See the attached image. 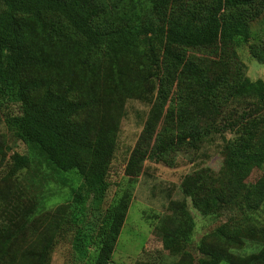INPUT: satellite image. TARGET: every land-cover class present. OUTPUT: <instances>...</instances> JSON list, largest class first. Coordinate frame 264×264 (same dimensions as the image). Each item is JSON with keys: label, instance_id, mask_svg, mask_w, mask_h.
Here are the masks:
<instances>
[{"label": "trees", "instance_id": "1", "mask_svg": "<svg viewBox=\"0 0 264 264\" xmlns=\"http://www.w3.org/2000/svg\"><path fill=\"white\" fill-rule=\"evenodd\" d=\"M0 3V119L26 146L25 153L10 156L4 183L6 189L25 186L26 172L21 181L18 178L24 170L37 181L27 205L25 198V206L0 211V264H17L21 256L26 264H49L60 235L67 236L83 264H112L144 160L163 158L173 146L187 143L198 150L215 134L223 135L221 166L218 171L201 167L185 177L180 186L182 201L170 204L173 215L160 222L165 248L179 256L191 244L195 219L187 198L192 208L213 217L238 210L249 217L264 204V79L248 77L237 52L225 48L249 43L252 55L264 63V0ZM254 22L261 26L253 29ZM188 49H202L213 58L221 56V61L187 60ZM136 54L155 68L157 103L166 97L169 85L185 88L197 79L207 88L209 111L204 116L201 112L185 115L180 108L160 123L159 109L154 107L124 176L108 199L118 121L103 109L101 117L95 118L90 109L109 101L120 112L127 94L112 87L111 77L121 69L120 61ZM64 67L68 74L77 71L88 83L103 81L111 90L104 99L75 94L72 83L53 81V72ZM230 73H234L232 82ZM229 101L239 106L230 131L217 125L221 106ZM10 105L17 110L2 113V107ZM256 167L262 175L247 181ZM38 171L41 176L35 179ZM54 182L69 186L70 194L65 204L52 207L48 205L55 195ZM237 223L227 221L201 238L198 264L229 259L230 250L244 242L243 235L232 230ZM26 232L35 233L37 240L23 250L20 243ZM258 262L264 264V255L249 257L244 264Z\"/></svg>", "mask_w": 264, "mask_h": 264}, {"label": "rangeland", "instance_id": "2", "mask_svg": "<svg viewBox=\"0 0 264 264\" xmlns=\"http://www.w3.org/2000/svg\"><path fill=\"white\" fill-rule=\"evenodd\" d=\"M2 6L0 3V8ZM252 26L253 29H258L261 23L254 22ZM225 48L232 53L237 52L245 65L244 70L248 77L252 80L264 79V63L252 55L249 43L242 41L238 48L233 49L231 45H226ZM185 54L187 55L185 59L194 60L197 63L200 60L221 61V56L213 58L209 52L202 49H188ZM120 66L121 69L111 77L112 87H116L117 90L121 89L127 94L120 112H115L109 101L103 103L102 108L95 103L90 109L95 118L96 116L101 117L104 110L118 121L116 152L110 170L112 186L109 189L108 199L112 198L114 194L116 181L124 176L128 159L154 107L159 109L160 123L170 111L180 108L185 115L201 112L204 116L208 115L209 111V106L206 103L208 96L204 94L207 88L203 81L194 79L195 81L185 88L173 83L166 88V97L161 98L157 103L159 88L155 79V68L150 62L136 54L120 61ZM71 68L73 69L70 65L69 69ZM65 69L67 68L64 67L58 73L53 72L52 76L55 79L53 81L57 82L56 79H58L63 85L72 83L76 89L75 94L78 92L104 99L108 91L111 90V87L103 81L88 83L77 71L76 73L70 71L68 74ZM224 70L223 68L217 71ZM233 74L227 75L230 82H232ZM238 109V104L232 101L221 106V115L217 119V125L228 129L234 122ZM14 110H17L16 106L2 107L4 114L14 112ZM228 131L230 130L228 129ZM226 135L230 136L229 133ZM211 138L202 143L198 150H192L187 143L185 147L173 146L169 154L163 158L149 156L144 160L143 173L138 177L127 218L113 253L112 264H175L177 260H181L182 264H198L200 253L197 250V244L201 238L217 226L235 220L238 223L232 227V230L233 232L238 230L243 235L244 242L242 241L241 244L232 248L229 252V259H224L219 264H244L249 257L264 255V204L251 212L249 217L240 210L235 214L225 213L222 216L213 217L205 216L192 208L190 200L187 198L191 214L195 219V225L191 232V244L182 249L179 256L172 255L170 250L164 246L165 231L160 226V222L165 215H173L170 204L182 201L184 196L180 186L185 177L201 167L209 166L214 171H218L221 166L223 135L215 134ZM14 152L25 153L26 146L14 136L2 118L0 119V211L4 207L25 206L23 202L25 198L27 205L28 197L37 190L35 184L37 181H34L28 170H24L18 176L21 181L26 172L25 186L21 184L15 189H6L4 180L8 177L9 160ZM44 170L46 169L44 168ZM262 173L263 171L256 167L246 180L254 182ZM39 176L41 174L38 171L34 177L37 179ZM67 176L72 178L70 174ZM73 179L77 184L76 176ZM51 188L55 195L52 203L48 206L53 204L52 207H55L58 204H65L64 202L69 198L70 187L54 182ZM41 191L43 189L38 188V192ZM180 212L177 214L180 215ZM36 237L35 233L26 232L20 243L21 248L24 250V247H30L37 240ZM17 264H26V258L18 257ZM49 264H83V262L75 257L67 236L60 235L55 240ZM257 264L263 263L258 262Z\"/></svg>", "mask_w": 264, "mask_h": 264}]
</instances>
